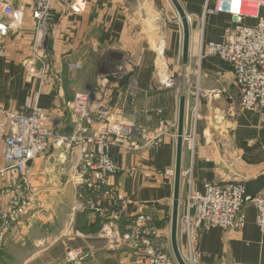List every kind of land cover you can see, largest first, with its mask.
Wrapping results in <instances>:
<instances>
[{"label":"crops","instance_id":"1","mask_svg":"<svg viewBox=\"0 0 264 264\" xmlns=\"http://www.w3.org/2000/svg\"><path fill=\"white\" fill-rule=\"evenodd\" d=\"M37 1L16 0L22 24L0 39V105L11 112L40 89L38 80L28 79L25 67L32 58ZM178 1L190 25L187 64L182 58L183 25L170 0H51L57 18L50 36V71L39 100L49 114V126L72 135L79 125L66 105L77 93L92 90L90 133L104 123L120 127L125 139L133 132L135 148L115 144L110 150L120 168L110 184L127 198L123 220L115 229L124 235L139 217L151 216L160 237L170 244L180 99L187 81L184 137L193 128L195 133L192 148L183 140L180 200L189 190L187 171H192L197 191H203L207 182H238L248 195L264 197L262 118L241 109V90L229 63L216 56L201 62L195 58L202 40L221 43L236 21L224 13L203 17L207 0ZM75 6L82 11L76 13ZM242 23L253 26L257 21L248 18ZM124 62L129 75L113 81L111 72ZM72 64L79 68L72 69ZM132 79L139 91L134 105L127 92ZM196 98L200 111L193 123ZM101 113L107 114L105 121L99 118ZM160 122L165 128L161 144H149L137 134L138 129L158 131ZM76 158V149L58 148L53 142L49 152L30 165L22 179L42 190L43 207L10 232L2 264H64L69 247L89 251L86 264H147L130 244H112L102 217L76 209L83 193L73 181ZM5 165L0 148V169ZM14 177L17 174L0 177V189ZM9 198L5 196L4 202ZM245 214L242 231L214 228L201 233L200 264H264V233L257 225L256 210L247 206Z\"/></svg>","mask_w":264,"mask_h":264},{"label":"built area","instance_id":"2","mask_svg":"<svg viewBox=\"0 0 264 264\" xmlns=\"http://www.w3.org/2000/svg\"><path fill=\"white\" fill-rule=\"evenodd\" d=\"M15 2L0 0V39L22 24L23 12L16 9ZM74 11L79 13L82 8L75 6ZM219 13L236 18L234 27L225 31L221 43H205L202 40L195 58L201 62L207 57L216 56L229 63L234 81L241 90V109L258 113L264 125V0H207L203 17ZM33 18L32 58L25 67L28 79L38 80L40 89L17 112L8 111L0 105V148H3L6 164L0 169V177L6 178L9 173L18 176L0 189V264L4 261L5 243L10 232L28 219L34 210L43 207L40 200L42 190L29 185L22 178L29 174L30 165L36 159L49 152L53 142L58 148L77 150L73 181L78 189L83 190L77 210H89L102 217L106 221L104 229L108 231L112 244L123 242L132 245L146 257L147 264H178L170 242L160 237L151 216L139 217L132 230L124 235L115 229L123 220L127 198L110 184L111 179L120 172L110 150L115 144H130L135 148L136 144L131 140L133 132L125 139L120 127L104 123L95 133H90L94 124L92 105L95 94L92 90L77 93L66 105L68 113L79 125L74 134L57 133L49 126V114L40 107L39 100L50 71V36L57 18L51 0H38L33 8ZM248 18L256 20V25L242 23ZM70 67L78 69L79 65L72 64ZM127 75L128 67L124 62L111 72L110 78L121 82ZM187 84L188 81L184 83L181 94L185 98ZM195 87L198 90V85ZM135 88L132 79L127 91L131 105H134L139 92ZM196 99L197 103L192 109L193 123L200 111V102ZM99 118L105 121L107 114L101 113ZM194 133L193 128V133L184 137V141L191 144ZM137 134L146 138L149 144L159 145L163 141L165 128L160 122L158 131L138 129ZM185 176L189 190L185 198L180 200L177 226L179 251L186 264H200L201 233L214 228L242 231L246 226L247 206L255 208L257 225L264 233V197L248 195L245 185L238 182H207L203 191H197L193 188L192 171H187ZM5 196H10L7 203L4 202ZM90 256L89 251L83 248L69 247L65 252L64 264H86Z\"/></svg>","mask_w":264,"mask_h":264},{"label":"water","instance_id":"3","mask_svg":"<svg viewBox=\"0 0 264 264\" xmlns=\"http://www.w3.org/2000/svg\"><path fill=\"white\" fill-rule=\"evenodd\" d=\"M170 1L177 10L183 25L184 40H183L182 58H183V62L187 64L189 60V46H190L189 19L178 0H170ZM234 20L237 21L236 18H234ZM185 108H186V99L184 96H182L180 99V110H179V121H178L177 161H176V171H175V189H174V198H173V213H172V228H171V244L175 258L179 264H186L179 251L178 235H177L180 189H181V173H182L181 164H182L183 140H184V130H185Z\"/></svg>","mask_w":264,"mask_h":264},{"label":"rangeland","instance_id":"4","mask_svg":"<svg viewBox=\"0 0 264 264\" xmlns=\"http://www.w3.org/2000/svg\"><path fill=\"white\" fill-rule=\"evenodd\" d=\"M177 235H178V226H177ZM132 248H134L132 245H130ZM178 246H179V243H178ZM171 249H172V252H173V248H172V244H171ZM173 255H174V252H173ZM175 257V255H174ZM176 259V258H175ZM179 264V263H178Z\"/></svg>","mask_w":264,"mask_h":264}]
</instances>
